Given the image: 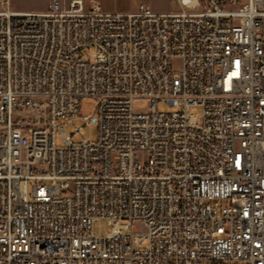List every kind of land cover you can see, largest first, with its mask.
Masks as SVG:
<instances>
[{
  "label": "built area",
  "instance_id": "1",
  "mask_svg": "<svg viewBox=\"0 0 264 264\" xmlns=\"http://www.w3.org/2000/svg\"><path fill=\"white\" fill-rule=\"evenodd\" d=\"M177 2L0 0V264H264V0Z\"/></svg>",
  "mask_w": 264,
  "mask_h": 264
},
{
  "label": "rangeland",
  "instance_id": "2",
  "mask_svg": "<svg viewBox=\"0 0 264 264\" xmlns=\"http://www.w3.org/2000/svg\"><path fill=\"white\" fill-rule=\"evenodd\" d=\"M56 0H10L11 9L14 11H22V12H38L45 13L50 9L51 4ZM62 3H68L69 0H57ZM246 0H243L245 2ZM140 3H145L149 6L153 11H171L177 10L179 8V4L177 0H104L105 8L110 10L111 8H125L132 7L137 8ZM174 68H181V61L176 60L174 62ZM137 110H146L147 104L143 103L141 106H136ZM167 112H172L176 110L175 108L165 107ZM94 114V104L87 99L82 100L81 104V116L80 117H72L69 119H62L58 121L59 127H64V133L67 136L72 135V130L75 127H82L84 132L83 136L80 139L73 138V141L76 143H81L83 141H96L98 137V128L97 125L93 122L88 121L89 117H92ZM191 114L200 115V109H191ZM89 123V125H88ZM62 133L60 131L57 132L56 141L57 145L61 146L63 138ZM134 230L136 232L143 231L139 225L134 226ZM112 231V228L109 226L107 221L101 220L94 224V232L96 236H107ZM233 264H246L245 262H238Z\"/></svg>",
  "mask_w": 264,
  "mask_h": 264
},
{
  "label": "crops",
  "instance_id": "3",
  "mask_svg": "<svg viewBox=\"0 0 264 264\" xmlns=\"http://www.w3.org/2000/svg\"><path fill=\"white\" fill-rule=\"evenodd\" d=\"M71 0H69L70 2ZM86 1H90V0H86ZM101 8V10L103 12H106V13H121V14H127V13H134L138 10L139 6L142 5V4H145V3H140V5L137 7V8H132V7H125V8H120V7H117V8H111L110 10H108L107 8H105V4H104V0H94ZM178 3V2H177ZM147 5V4H145ZM180 8V6H179ZM180 10V9H178ZM157 13H161V14H169V13H176L178 12L177 10H171V11H155Z\"/></svg>",
  "mask_w": 264,
  "mask_h": 264
}]
</instances>
